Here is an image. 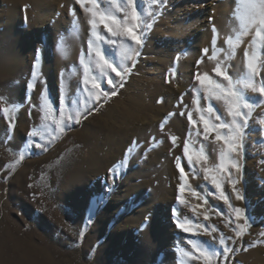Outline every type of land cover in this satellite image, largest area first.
Instances as JSON below:
<instances>
[{
  "label": "rangeland",
  "instance_id": "rangeland-1",
  "mask_svg": "<svg viewBox=\"0 0 264 264\" xmlns=\"http://www.w3.org/2000/svg\"><path fill=\"white\" fill-rule=\"evenodd\" d=\"M232 1L243 5L241 0ZM15 2L0 0V264H180L176 260L179 256L191 264H264V97L245 86H264V61L260 59H264V31L256 36L264 25L233 39L224 60L214 59L218 65L205 72L201 67L204 62L194 69L189 47L194 36L211 22V0H133L132 10L137 9L138 19L131 23L143 43L137 45L125 34L115 41L110 33H101L94 59L88 56L92 48L88 40L74 58L69 74L66 69L57 72L56 49L40 44V40L44 44L50 40L51 26L44 30L31 26L30 2L21 0L19 13L13 11L18 6ZM120 2L95 0L97 13L113 17ZM218 2L225 3L212 1L214 7ZM55 7V16L61 14L67 25L85 28L90 13L87 4L64 13L63 5L60 11ZM20 18L23 21L16 25ZM18 39L30 41V48L26 50ZM60 40L58 46L62 37ZM254 41L259 54L251 59L256 72L250 77L246 56L251 58L249 47ZM245 44L248 46L242 55ZM96 51L121 71L122 79L106 64V70L102 69ZM43 54L48 56L47 62ZM9 58L15 61L10 67L6 65ZM184 62L191 65L187 78L180 69ZM216 67L253 105L240 109L247 115L238 118L242 135L233 152L225 142L233 133L228 127H219L231 124L232 116L228 103L218 99L220 93L214 89L216 83L224 89L230 85L217 75ZM197 74L200 79L195 78ZM205 77L208 80L201 84ZM109 79L112 85L107 83ZM145 86H151L153 94L146 96ZM170 86L177 90L171 94L172 106L181 117L172 151L179 150L183 142H192L193 161L189 164L182 151L174 157L177 179L167 183L171 195L166 202L151 200V185L137 188L125 180L128 176L139 179L141 170L147 169L145 162L155 149L153 140L138 148L133 157L106 166L100 173L84 161L95 154L89 141L101 132L106 120L113 118L111 121L120 126L134 117L136 124L141 107ZM134 89L139 93L136 96ZM104 92L109 95H100ZM113 92L116 94L111 95ZM161 104L159 100L151 105ZM78 114L80 121L76 123ZM170 115L161 119V127L169 125ZM204 120L209 122L207 132ZM164 140L160 135L159 142ZM181 167L187 178L183 193L179 190ZM211 176L217 177L220 188L215 187ZM237 192L245 199L238 200ZM237 208L244 210L239 219L234 211ZM156 213L162 220L155 222ZM177 222L188 231L177 227ZM226 247L230 251L225 252Z\"/></svg>",
  "mask_w": 264,
  "mask_h": 264
},
{
  "label": "bare ground",
  "instance_id": "bare-ground-1",
  "mask_svg": "<svg viewBox=\"0 0 264 264\" xmlns=\"http://www.w3.org/2000/svg\"><path fill=\"white\" fill-rule=\"evenodd\" d=\"M15 1H16L15 2L16 5L18 4V6H15L13 8V11L18 12L19 8H20L19 6H20L21 0H15ZM28 1L30 2L31 8L33 10L30 13L31 26L38 25V27H41L43 30H44V28L51 26L50 27L51 33L49 35L50 40L46 41L45 44L42 42V40H40V44H42V46L44 45L45 47L46 46L49 47L50 45H52L56 49V58H55L56 61H54V62H55L57 72L66 69V71H68V73L70 74L69 69L73 65L74 58L77 56L80 49L83 48V46L86 47V45H87L86 43L88 40H90V43H92V48L89 49L90 51L88 50V52H89L88 56L91 55L92 59H94L95 54L93 51L96 50V46H97L96 42L97 41H96V38L93 37L91 34L92 33V26H91L92 22L93 21L96 22V25H97L96 26V32H97L98 36H100L101 33L104 35L107 32L103 28V26L100 24V21H99L100 16L97 13V6L95 3V0H89L90 1L89 3H87V0H84L83 3H78V2L76 3L74 0H64L67 2H64L63 0H48V3L43 2L45 0H28ZM199 1H201V0H199ZM204 1H206V0H204ZM212 1H217V0H211V4H212V6H211L212 8L210 9L211 14L209 13V16H208L209 19L211 17V19H210L211 22L206 24L203 29L201 28L202 32L197 33L194 36V41L191 43V46L189 47L190 52L192 53V57H191L192 59H190V60H194L192 62L194 69H195L196 65L199 66L202 62H204L203 63L204 65H202L201 67L205 70V72H209L211 70V67H213V64L216 63V60H217V62H218V60L219 61L224 60L223 58L225 57V53H227L229 50V47H228L229 46V44H228L229 39H231L232 41L235 38L239 39L240 37L243 36L244 33H247L250 30H256L260 27L258 15H257V19L255 22L250 21L249 11L246 7V5L249 4V2H246V0H241V2L243 3L242 6H240V4L238 2H233L232 0H223V2H225V3L222 4V3L218 2L216 7H214V4L212 3ZM254 1H255V4L259 5L260 0H254ZM175 3L179 4L177 1H175ZM233 3H234V5H233ZM21 4H22V2H21ZM78 4L80 6L87 4L88 8H90L89 9L90 13H89L87 21L85 23V28H83V27L76 28L74 26L67 25V20L65 18H62L61 14H59V16H57V17L55 16L56 12H55V9H53L54 6H56V7L58 6L59 11H60L61 5H63L64 9H62V13H64L66 10H71V8H75V6H77ZM116 6H117V10L115 9L116 12H113V14H111V16H113L117 21L116 24L112 25L113 28L117 31H120V30L127 28V27H132L133 29H135V27H133L132 23H131V22H133V20L131 19L132 3L129 4L128 0H121V2L118 3ZM175 9H177V8H175ZM197 9L199 10L200 8L197 6ZM112 10H114V8ZM93 13H95L96 15L94 16ZM56 18H57V20L54 21ZM110 18H112V17H110ZM52 19H53V21H52ZM21 20L23 21L22 18L15 21V24L16 25H17V23L19 24V22ZM86 28H87V31H85ZM214 29H215V31H214ZM86 33H87V35H86ZM61 37L63 39L62 45L58 46L57 43H58V41H61L60 40ZM112 38L114 40L116 38H117V40H120V39L124 38V36L123 35H117V36H112ZM18 40L23 43L24 48L26 50H28L30 48L29 46H31V43H30V41H27V39H18ZM253 43H254V45H250V47H249V51L252 52V55H251L252 60L255 59V57L257 56L256 54L258 52L255 50V46L258 45L257 41H254ZM247 46L248 45H246L245 48L242 47L243 48V51L241 50L242 55L245 52V50L247 49ZM204 49H207L206 53L203 52ZM121 50H123V48H120V51H119L120 54L122 53ZM249 51L247 53H249ZM86 53H87V51H86ZM92 53H93V55H92ZM195 53H197L196 54L197 56L194 55ZM249 54H251V53H249ZM258 54H259V52H258ZM215 56H216V58H215ZM253 56H254V59H253ZM33 57H34V53H33L31 60H33ZM42 57H43L42 59H44V62H47L48 56L46 54H43ZM176 57H177V55H176ZM238 57H240V56H238ZM262 58L263 57H261L260 59L263 62L264 59H262ZM214 59H216V60H214ZM14 62L15 61H12V59L9 58L6 61V65L9 67L13 66ZM238 62H240V61H238ZM187 63L184 62V63L180 64V69L182 71L183 78H184V76H185V78H187L186 74L188 72V69L191 68L190 67L191 65L190 66L187 65ZM222 64H220V67ZM239 64L238 63L235 64V67L239 66ZM102 69L103 70L105 69V64H102ZM224 71H225V69H224ZM44 72L46 74L48 73L51 75L50 70H47L46 68H44ZM235 73H236L235 71L232 72V74H235ZM144 89L146 90V91H144L145 92L144 94L146 96H148L147 95L148 92L153 94L151 92V86H145ZM175 91H177V90H175V88L170 86V87L166 88V91H163L162 93L158 92L157 94H159L160 96L157 95L156 93H154V95L156 94V96L151 97L150 103L146 104L145 106L143 105L144 107H141V111L139 112V114L137 113L138 116L137 115L135 116V120L137 121L136 124L134 123V121H132V119L134 117L132 119H130L129 121H128V119L127 120L125 119L120 124V126H117L116 124H114L115 122L113 123L111 121L113 118L111 120H106L103 123V125H101V128H102L101 132L97 133L94 136V139L90 138V139H93V141L92 140L89 141V146H91L93 149H95V151L97 153L96 152H95V154L90 153L91 155L89 156L88 160L84 161V162L88 163V166L90 168L94 169V171H98L100 173V172H102V170H104V168H106V166H108L110 168L111 166L115 165L119 161L128 160L129 157H133L138 148H142L146 144L148 145L149 141L153 140L155 142V143L153 142L155 144V149L152 152V157L150 158V160L145 162V163H148L147 169L141 170V175L138 177L139 179H135L131 176H128V177H126L125 180L128 183L130 181V185L132 184L134 187H137V188L138 187L143 188L147 184L151 185L153 187V190H154V197H152L151 200H153V198H154V200L161 198V199H163V201L166 200V202H168L169 201L168 196H170L171 194L168 191V188H167L168 184L167 183L171 182L170 181L171 179H173V181H175V179H177L176 178L177 174L176 173H175L176 175L174 174V169H175L174 168L175 164L173 161L174 157L177 154H179L181 151L183 152V154H185V151L183 150V147L185 149V146H187V147L189 146L188 147L190 149L189 152L192 151L191 150L192 149V146H191L192 142L187 143V144H185L184 142L183 143L180 142V143H182V145L184 144L183 147L181 145V147H179V150L176 149V150L172 151V147L175 146L177 143L176 137L179 135V129H180V123H181V117L179 114V110L176 107L174 108V106H172V103H173L172 100L173 99H172L171 94H172V92L175 93ZM182 91H183V89L180 90V93H182ZM132 92L135 96L139 94V93H137L138 90L136 92L135 89L132 90ZM139 96H141V95H139ZM159 100H162V104L160 106L155 107V106L151 105L155 101H159ZM140 103L142 104V102H139V104ZM130 106L133 107V104ZM138 106H141V105H138ZM180 108H181V106H180ZM167 114H171L169 125H167L165 127H161L160 126L161 123H159V122L161 121L162 118L164 119ZM160 135H164V137H165L164 141L159 142V136ZM173 138H175L174 141H173ZM185 156H186V154L184 155V157ZM129 161H132V160H129ZM127 162L128 161H126V163ZM142 165H144V163ZM200 171H201V169H200ZM80 173L82 174V171H79L78 174H80ZM191 183H193V182H191ZM157 185H164L163 187L165 188V186H166V189L163 190V189L159 188ZM155 215H156L155 216V222L162 220V216L159 213H156ZM176 260H177V262L180 261V264H182V263L191 264V263H189V261L185 260L182 256L176 257ZM208 262H209V259H208ZM205 263H207L206 260H205Z\"/></svg>",
  "mask_w": 264,
  "mask_h": 264
},
{
  "label": "snow or ice",
  "instance_id": "snow-or-ice-1",
  "mask_svg": "<svg viewBox=\"0 0 264 264\" xmlns=\"http://www.w3.org/2000/svg\"><path fill=\"white\" fill-rule=\"evenodd\" d=\"M77 2L78 3H83L84 0H77ZM97 2H98V0H97ZM128 3L131 4L132 0H128ZM246 7H247V9L249 11L250 21L255 22L256 19H257V15H258L259 16V24L260 25H264V0H260L259 5L255 4V3H250V4L246 5ZM93 15L95 16L96 14L93 13ZM131 19L133 21H136L138 19V11H137L136 8H133V10L131 12ZM99 21H100V24L103 26V28L108 33H110L112 36L126 34L127 37H129L131 41L135 42V44L140 45V44L143 43L141 37L136 33V31L133 30L132 27H127V28H124V29H122L120 31L115 30L113 28V26H112L113 24L117 23V21H116V19L114 17L110 18V17H107L105 15H101L99 17ZM91 26H92V33H91L92 36L95 37L97 40H99L100 37L98 36V34L96 32V26H97L96 22L93 21ZM214 31H215V29H214ZM262 31H264V28H262L261 30L257 31L256 32V36L260 37ZM228 44H229V46H232L233 41L231 39H229L228 40ZM90 47H91V43H90ZM203 52L206 53L207 49H204ZM96 56L99 58L100 61L103 62V64H106L107 67L110 68L111 71L114 72L117 77H121V79H122L121 71H118L117 67H114L113 64L109 63L105 59L104 55H102L99 51H97L96 52ZM246 59H247V68H248V71H249L250 77H251V75H255L256 69H255V66H254L251 58H248L246 56ZM36 63L38 65L39 61L37 60ZM216 73H217L218 76L223 77L224 80H228L229 81V85H230L227 89H224V88H222V86L219 83H216V84H214V89L217 90L220 93L217 96L218 99L224 98L226 100V102L228 103L229 115L232 116L231 124H228V125L221 124L219 127H221V128L228 127L230 132L233 133V135H231L230 138H225V142L228 145L229 152H233V151H236L237 148L239 147L238 140H239V137L242 135L241 128L243 127V125L238 123V118H244L247 115L245 113H242L240 111V109L241 108L251 109L253 105L248 100H246L242 95H240L236 90H234L233 87H231V81L229 80V76L225 72H222L219 67L216 69ZM195 78L196 79H200L198 74L196 75ZM207 80H208V78L205 77L204 80H201V84H203ZM87 83H88V77H87V75H85L84 84L87 85ZM107 83L109 85H112L113 81L111 79H109L107 81ZM208 83L210 85H212L213 82L208 81ZM245 86L246 87H252L253 91H258L261 94V96L264 97V86H261L258 89L255 88L251 83H248ZM93 87L99 88L100 85L99 84H94ZM115 94H116L115 92L111 93V95H115ZM210 94H211V92H210ZM100 95L108 96L109 93L104 92V93H101ZM100 95H97V97H96L97 100H99ZM259 102H260L259 100L256 101V103H259ZM7 111H8L7 109H4L5 113H7ZM217 118L219 119L220 117L218 116ZM189 120L191 122V116H189ZM79 121H80V115L78 114L76 116L75 122L79 123ZM245 123H246V120H245ZM204 128H205L206 132L209 130V122L207 120H204ZM31 135L35 136L36 135L35 131H33L31 133ZM217 139L219 140V139H221V137L219 135H217ZM174 140H175V138H173V141ZM184 151H185V154L187 156V160H188L189 164H191L192 161H193V155L189 152V149H188L187 146L185 147ZM221 160H223V155L221 156ZM220 167H221V169L224 168L223 163H221ZM233 167H235L237 169V171L239 170L238 165L234 164ZM179 171H180V176H181V181H182V184H181V187H180L179 190H180L181 193H183L184 190H185L184 189V185L187 183V178H186V176L184 174L183 167H181L179 169ZM211 179H212V183L215 185L216 188H220L221 187L220 184L217 182V177L216 176H211ZM236 183H237V181L234 180L233 181V186H235ZM110 187L111 186L109 185V188ZM220 195H221L222 198H224L225 202L227 203L228 200H227V197H225L223 191H221ZM236 198L238 200L245 199V197L242 196L241 194H239V192H237ZM181 202L183 203V201H181ZM234 211L237 213V219H239L240 215L244 213V210L238 209V208L234 209ZM205 219H207V217H205ZM177 227L181 228L184 231H188V228L184 224H181L179 222H177ZM221 243H223V241H221ZM224 251L228 252V251H230V249L226 247L224 249ZM205 259H208L207 255H205Z\"/></svg>",
  "mask_w": 264,
  "mask_h": 264
}]
</instances>
